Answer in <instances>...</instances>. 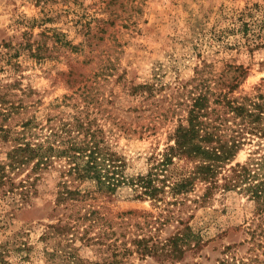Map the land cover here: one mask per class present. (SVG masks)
Instances as JSON below:
<instances>
[{"label":"rangeland","instance_id":"374dc122","mask_svg":"<svg viewBox=\"0 0 264 264\" xmlns=\"http://www.w3.org/2000/svg\"><path fill=\"white\" fill-rule=\"evenodd\" d=\"M199 93L212 107L226 94L264 111V0H0L2 127L81 118L103 131L133 174L172 143ZM246 138L232 165L264 151V137ZM8 148L0 142V158ZM48 182L28 205H0V242L33 247L29 258L13 252L10 264H49L38 243L54 222L55 179ZM202 194L197 185L178 198L182 204L116 198L98 205L130 224L155 219L161 239L175 232L176 219L188 221L196 250L174 263L134 256L133 264H264V213L238 191L216 189L203 202Z\"/></svg>","mask_w":264,"mask_h":264},{"label":"trees","instance_id":"16d2710c","mask_svg":"<svg viewBox=\"0 0 264 264\" xmlns=\"http://www.w3.org/2000/svg\"><path fill=\"white\" fill-rule=\"evenodd\" d=\"M247 101L224 94L212 100V107L209 96L199 93L190 100L185 124L174 129L172 143L133 174L125 157L104 141L103 131L81 118L43 127L31 117L15 131L0 126V142L9 144L0 158V205H28L55 179L54 222L45 225L38 241L49 264H133L134 256L181 261L187 250L198 248L187 220L176 219L175 232L161 239L155 219L142 224L114 220L98 203L123 198L155 206L182 204L178 198L201 185L202 202L216 189L238 191L264 213V151L232 165L246 135L264 137V111ZM231 114L239 121L235 127L228 124ZM5 227L0 217V232ZM32 250L18 238L0 242V264H10L13 252L29 258Z\"/></svg>","mask_w":264,"mask_h":264}]
</instances>
